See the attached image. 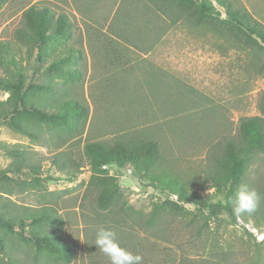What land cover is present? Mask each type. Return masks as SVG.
<instances>
[{"label": "rangeland", "instance_id": "374dc122", "mask_svg": "<svg viewBox=\"0 0 264 264\" xmlns=\"http://www.w3.org/2000/svg\"><path fill=\"white\" fill-rule=\"evenodd\" d=\"M122 1L9 0L0 9V40H15L23 12L33 5L65 13L73 26L68 45L85 55L77 66H69L81 73L79 82L56 74L31 80L34 59L29 62L24 81L33 83L30 106L14 118L22 130L0 121V213L13 218L49 207L60 219L55 227L29 222L24 226L10 223V228L8 223L0 224V263L68 264L54 258L50 244L58 238L73 251L69 264H111L96 246L98 230L107 228L115 232L121 248L143 258L142 264H254L255 249L264 264V228L258 232L249 215L238 216L232 223L223 214L211 219L204 230L201 226L208 210L197 212V206L186 204L196 213L195 223L190 222L193 216L181 219L168 213L152 222V205L164 202L167 195L142 173L105 167L106 176L117 179L123 193L121 202L126 204L120 208L116 205L113 212L98 208L95 193L88 189L92 174L90 160L83 153L86 137L111 141L122 131L147 129L161 137L166 154L175 159L177 168L205 171L215 143H222L223 135L236 133L242 117L260 116L264 92V74L257 75L248 68L249 57L244 51L180 21L171 25L170 11L164 14L152 5L148 18L141 7L136 14ZM238 1L264 24V0ZM117 10L120 15L113 20ZM114 31L133 40L132 44L120 37L111 42ZM158 32L164 34L148 53H143ZM116 57H124V62L116 63ZM52 61V55L45 59L43 70ZM194 90L208 99L204 106L212 104L225 114L226 129L219 125L220 114L212 119L209 112L200 113L191 106L188 98ZM62 95L87 105L90 111L84 135L69 142L65 131L53 127V111L39 115L29 109L34 106V110L41 101L55 105ZM8 96L0 90V101ZM187 116L190 118L183 122ZM212 123L217 133L208 140L214 131ZM12 149L22 154H8ZM54 161H59L65 171L78 166L77 177L62 174ZM31 170L39 177L30 176ZM249 171L250 182L264 186V156ZM193 191L205 198L213 193L212 189ZM217 201H223V196L212 203ZM244 228L252 229L259 247Z\"/></svg>", "mask_w": 264, "mask_h": 264}, {"label": "trees", "instance_id": "16d2710c", "mask_svg": "<svg viewBox=\"0 0 264 264\" xmlns=\"http://www.w3.org/2000/svg\"><path fill=\"white\" fill-rule=\"evenodd\" d=\"M8 1L0 0V9ZM125 1L136 14L141 7L143 14L148 18L152 12V5L165 12L164 14L170 11L173 15L171 25L180 21L181 25L203 30L222 39L234 49L247 53L248 68L253 73L264 74V24L258 22L238 0H123L122 3ZM214 2L225 9V14L215 7ZM122 6L124 5H121V10ZM158 12L156 10V13ZM117 15H120L118 10L113 20ZM126 16L128 19L129 15ZM72 27L65 13L56 14L47 6L33 5L23 12L21 25L15 32V40H0V68L4 73V76L0 77V90L9 95L5 101H0V121H8L15 129L22 130L21 125L14 122V118L19 111L30 106L29 94L33 83L28 84L24 80L29 72V62L33 59L31 80H37L38 76L43 78L46 75L56 74L61 78L69 76L76 82L80 81L81 73L76 68H69L70 65L77 66L85 56L84 51L68 45L72 40ZM165 30L166 28H163V31ZM113 33L115 36H112L111 42H115L116 37L129 43L133 41L115 31ZM163 34L158 32L156 38L152 39L154 42L143 48L142 52L148 53ZM151 37L149 36L148 40ZM34 54H36L35 58ZM51 55L53 61L43 70L41 64ZM121 59L116 57V63L124 62V57ZM49 87L51 86L48 85ZM59 99L60 101L55 105L47 106L41 101L37 108L33 110L34 106H31L29 109L39 115H44L47 110L53 111L50 115L53 127L56 131H65L68 142L82 137L89 120V107L65 95ZM188 100L192 103V107L201 110L200 113L209 112L212 119L220 114L219 125L226 129L225 114L219 113L212 104L204 106L208 100L205 96L194 90ZM259 110L260 116L242 117L236 133L223 135L222 143H215L211 150V164L205 171L186 172L177 168L175 159L169 158L166 154L161 137L147 129L132 128L122 131L111 141H98L91 139L90 136L86 137L83 153L90 160L92 174L88 189L95 193L98 208L113 212L116 205L119 204L120 208L126 204L121 202L123 193L117 186V179L106 176L105 167L110 166L151 177L156 189L167 195L164 202L152 205V222L168 213L181 219L193 216L190 222L195 223L196 213L185 207L186 204H193L198 207L197 212L208 210V215L201 226L204 230L209 228L211 219H217L223 214L227 215L232 223L237 222L238 215L234 213L235 194L241 185H247L258 193L259 203L253 212H245L239 216L249 215L258 232H263L264 186L250 182L249 170L264 156V92ZM188 118L190 116L181 120L184 122ZM214 128L213 126V130ZM216 133L215 130L211 132L207 137L208 140L215 138ZM8 154L22 153L14 152L12 149ZM53 165L65 175L77 177L79 173L78 166L74 170L65 171L59 161H54ZM30 176L39 177L33 170ZM193 189L201 192L212 189L213 193L205 198ZM218 196H223V201L212 203V200ZM244 220L248 222V218ZM26 222L46 223L53 227L60 225L56 211L49 207H41L29 214H21L13 218L0 213V224L8 223V228L10 223L24 226ZM11 227L13 228V225ZM244 232L256 247L260 246V243H256L252 229L244 228ZM2 242L3 240L0 239V243ZM50 246L55 252L54 258L59 257L68 264L73 261V251L67 243L57 238L51 241ZM253 257L254 264H262L261 253L257 249Z\"/></svg>", "mask_w": 264, "mask_h": 264}, {"label": "clouds", "instance_id": "9594fccd", "mask_svg": "<svg viewBox=\"0 0 264 264\" xmlns=\"http://www.w3.org/2000/svg\"><path fill=\"white\" fill-rule=\"evenodd\" d=\"M259 203L258 193L247 185H241L235 194L234 213H251ZM96 246L109 257L111 264H142V257L133 255L120 247L116 234L111 229L100 228L96 235Z\"/></svg>", "mask_w": 264, "mask_h": 264}, {"label": "water", "instance_id": "95a60500", "mask_svg": "<svg viewBox=\"0 0 264 264\" xmlns=\"http://www.w3.org/2000/svg\"><path fill=\"white\" fill-rule=\"evenodd\" d=\"M214 5L222 14H225V9L223 7L219 6L216 2H214Z\"/></svg>", "mask_w": 264, "mask_h": 264}]
</instances>
